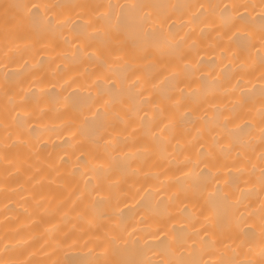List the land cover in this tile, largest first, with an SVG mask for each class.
<instances>
[{
  "label": "bare ground",
  "instance_id": "bare-ground-1",
  "mask_svg": "<svg viewBox=\"0 0 264 264\" xmlns=\"http://www.w3.org/2000/svg\"><path fill=\"white\" fill-rule=\"evenodd\" d=\"M6 2L0 0V5ZM58 2L85 6L80 13L84 17L96 12V6L100 12L106 10L108 3L153 6L134 17L144 11L154 17L170 16L168 23H175L171 29L165 24L164 33L170 31L176 39L187 34L183 51L190 67L180 80L184 96L173 107L166 98L180 97L176 82L165 79L168 70L147 61L143 62L147 68L134 70L141 75L139 87L132 84L134 72L123 68L105 79L109 73L95 62L82 56L73 60V48L64 37H77L67 29L47 33L29 51H9L14 45L5 39L0 11V258L28 264H98L102 249L95 237L103 238L104 231L118 222L117 238L107 245L103 257L106 264H259L264 247L260 235L264 202L260 153L264 146L259 143L264 95L256 51L262 35L261 0ZM229 2L257 6L248 10L255 23L247 31L224 14L222 5ZM201 3L221 7L215 10L212 27L201 18L191 25L194 31H189L185 22L200 9L186 6ZM68 11L72 20L82 23L79 9ZM30 32L26 25L14 38L26 43ZM129 35L130 42L131 38L139 40L138 19L130 24ZM149 93L153 103L145 102ZM22 97H26L23 104ZM14 108L32 113L21 116L32 133H24L27 147L5 149V123L8 132L17 130ZM166 123L172 125L164 133L171 143L153 142L146 133L155 130L159 137ZM213 136L231 142L232 151L221 153L216 148L218 168L213 167L211 174L200 175V168H194L191 176L185 175V165L178 163L183 154L195 160L199 145L206 148ZM177 141L183 147L173 155ZM145 147L150 150L146 152ZM89 158L104 162L109 180L120 181L119 207L114 199L98 205L96 212L90 209L88 214L97 217L92 225L77 219L93 199L89 193L96 191V178L88 180V170L81 163ZM136 166L142 169L140 176L131 174ZM101 183L99 191L106 194L107 183ZM184 189H194L195 195L186 197ZM177 190L180 194L174 195ZM100 214L110 219H99ZM66 233L84 239L61 243Z\"/></svg>",
  "mask_w": 264,
  "mask_h": 264
},
{
  "label": "snow or ice",
  "instance_id": "snow-or-ice-1",
  "mask_svg": "<svg viewBox=\"0 0 264 264\" xmlns=\"http://www.w3.org/2000/svg\"><path fill=\"white\" fill-rule=\"evenodd\" d=\"M152 7L151 5L136 3H108L106 10L100 12V6H96V12L89 17H84L80 15L85 8L83 5L63 4L58 2V0H42V2H36V0H32V2L8 0V2L0 5V11L3 12V33L5 39L10 40L14 45V48H10L9 51H15L18 54L23 51H29L36 43H42L43 37L47 33L56 32L60 29H67L70 33H75L77 37V39L74 40H69L67 36L64 37L65 43L70 44L73 48L71 53L73 60H75L77 56H82L89 61L95 62L104 72L109 73L108 76L104 77L105 79H111V74L115 69L123 68L125 71L134 72L135 79H132V84L139 87L141 75L134 70L138 68H147L149 65L143 63L144 61L149 62L153 67L159 66L168 70L169 75L166 76L165 79H171L176 82L180 97H167L166 100L170 101L173 107H178L183 99L185 91L184 87L180 86V80L190 67L183 51V44L186 43L187 34L176 39L170 31L167 34L164 33L163 27L165 24L171 29L172 24L175 23V21H172V24L168 23V21L171 20L170 16L154 17L151 11H144L142 16H133L134 13ZM186 7L200 9L199 12L192 13L191 17L185 22L186 26L189 27V31H194L191 25L194 21L201 20V18H203V22L208 27H212L214 24L215 10L221 6L215 4L205 5L201 3ZM256 7L255 4L250 5L237 2L223 3L222 5L224 14L233 21L234 25H243L245 31H247L249 26L255 23V17L251 16L248 10H255ZM69 9H79L77 16L82 20V23H77L72 20L71 14L68 11ZM228 10L231 11L229 12ZM258 15L261 17L260 31L262 35L259 47L256 48V51L260 54L257 59L260 65L259 79L262 81L261 92L262 95H264V0L260 2V11ZM134 19L139 20L140 36L139 40L131 38L130 42L129 26ZM26 25L30 26V36L28 42L21 44L16 41L14 37L16 32L23 29ZM158 29L160 30L159 33ZM236 30L239 31L240 28L237 27ZM80 37H84V39H79ZM192 44H195L194 40ZM191 46L192 45H189L188 47L190 48ZM5 55L7 56V52ZM65 55H67V53H65ZM8 58L11 59V57ZM24 63L27 64L28 60L24 59ZM181 65H183V67H180ZM65 83H69V86H71L70 82L66 81ZM112 83L115 85L116 81L112 80ZM237 84H239V81H237ZM63 86V84L60 85L61 88H63ZM53 87L55 88L56 85H53ZM41 91H43V89H41ZM25 99L26 97L21 98V104L25 102ZM145 102L153 103L150 93L145 95ZM13 111L16 115L12 117V119L17 130L15 134L8 132L7 124L5 123L6 136L3 142V147L5 149H12L21 145L27 147L29 142L24 133L27 132L29 135L32 133V129L26 128L24 126L25 122L21 120V116L28 117L32 113L27 110H17L15 108ZM97 112H99V109H97ZM163 112L164 109L160 108L161 115H163ZM145 116H147V113H145ZM260 117L259 143L264 146V108L261 109ZM228 118L230 117H225V119ZM141 119L143 120V118ZM171 128V123H166L164 127L160 129L159 137L155 130L151 129L146 134L153 142L171 143V138L165 137L164 135L165 131L171 130ZM199 131L201 130H198V133ZM106 142L109 144L113 143L112 140ZM182 147L179 141H177L172 154L175 155L177 148ZM217 147H219L221 153H224L225 149H227L228 152L232 151L231 142L225 143L223 141H217L216 137L213 136L212 143L206 148L204 144L199 145L200 150L197 151V158L195 160H192L189 155L183 154V160L178 161V163L185 165V168L182 169L184 174L191 176L194 168H200V175L211 174L213 167L218 168ZM144 150L147 152L150 149L145 147ZM81 155H83V153ZM135 155V152L130 153L132 157H135ZM260 159L264 161V148L261 150ZM81 163H83L88 170L87 173H85L88 175V180L94 177L96 178V184L94 185L96 191L89 193L90 196H93V199L90 204L86 205L85 208L79 212L77 219L85 224L92 225L97 217L88 214L90 209L96 212L98 205L104 203L111 204L114 199L116 200V207H119L118 197L120 193L118 186L120 181L109 180L107 176L109 168L106 167L102 161H95L89 158L81 161ZM189 165L192 167H188ZM131 174L133 176H140L142 174V169L140 166L133 167ZM260 179L262 185H264V168L261 170ZM88 180H85V185L88 184ZM102 181L107 183L108 192L106 194H102L99 191L102 187ZM39 182L40 181H37V183ZM180 191L181 190H177L174 195H179ZM182 191L186 197L195 195L194 189L191 192L188 189ZM96 197H98V200ZM78 199H82V197H78ZM169 200H171V197H169ZM185 207H187V205H185ZM261 212L260 235L262 238V245H264V202H261ZM98 218L110 219L106 214H100ZM120 228L121 224L115 222L110 229L104 231L103 238L100 236L95 237L97 240L101 241L98 247L102 249L100 252L101 259L98 261V264H106L103 257L107 252V245H110L116 240L115 231ZM123 231H127V228H124ZM132 231H136L135 226H133ZM160 231H162V229L158 230L156 234L159 235ZM128 234L131 235V233ZM81 239H84V237L66 233L65 240L61 241V243H66L68 241L76 243ZM85 243H88V241L85 240ZM7 251L8 247L5 245L4 252L6 253ZM260 255L261 260L259 264H264V247L261 248ZM0 264H28V262L0 258ZM53 264H55L54 261ZM147 264H153V262L148 261ZM164 264H171V262L166 261ZM234 264H237V262H234ZM238 264H245V262H238ZM246 264H254V262L248 261Z\"/></svg>",
  "mask_w": 264,
  "mask_h": 264
}]
</instances>
